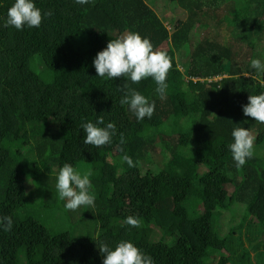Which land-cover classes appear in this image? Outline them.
Segmentation results:
<instances>
[{
  "label": "trees",
  "instance_id": "16d2710c",
  "mask_svg": "<svg viewBox=\"0 0 264 264\" xmlns=\"http://www.w3.org/2000/svg\"><path fill=\"white\" fill-rule=\"evenodd\" d=\"M149 1L34 0L40 26L16 30L3 26L12 0H0V216L13 221L0 264H102L99 243L120 240L154 264H264V123L241 108L264 92L249 66L264 61V0H169L168 27ZM128 31L155 51L168 43L163 97L150 77L96 76L95 54ZM133 89L154 103L150 118L120 104ZM97 117L116 135L85 145L81 123ZM234 127L255 137L241 167L227 148ZM65 162L91 170L94 208H63L54 185Z\"/></svg>",
  "mask_w": 264,
  "mask_h": 264
},
{
  "label": "clouds",
  "instance_id": "9594fccd",
  "mask_svg": "<svg viewBox=\"0 0 264 264\" xmlns=\"http://www.w3.org/2000/svg\"><path fill=\"white\" fill-rule=\"evenodd\" d=\"M78 5L88 3V0H73ZM50 11L43 12V17L51 15ZM42 21L41 9L35 6L34 0H12L7 8L3 26H11L16 30L22 28H38ZM96 76L107 79L126 77L133 83L143 78H151L155 82L154 92L163 97L166 93V75L170 68L168 56L161 51H155L147 36L138 32L128 31L115 39H110L106 46L99 50L92 59ZM249 66L257 73L264 74V61L252 58ZM121 105H127L128 110L137 121L145 117L150 118L154 111V103L136 90L126 91L120 99ZM242 114L251 117L255 122L264 123V92L249 94L247 103L241 105ZM103 125V126H101ZM84 133L83 144L99 147L112 142L116 135V127L112 122L104 124L102 118L97 117L95 123L86 121L81 123ZM232 142L227 145L236 167L245 164L246 159L253 156L255 137L245 127H234L231 131ZM119 142L125 143L123 133ZM121 161L129 167L133 166L132 159L124 154ZM91 170L81 172L72 164L63 163L55 175V189L58 197L63 201L65 210L75 211L78 207L94 208L95 193L90 181ZM138 219L129 215L124 218V224L138 226ZM10 216H0V230L7 232L12 228ZM96 244V243H95ZM97 246V244H96ZM102 257V264H154L152 257L138 249L131 241L120 240L114 246L103 242L97 246Z\"/></svg>",
  "mask_w": 264,
  "mask_h": 264
},
{
  "label": "rangeland",
  "instance_id": "374dc122",
  "mask_svg": "<svg viewBox=\"0 0 264 264\" xmlns=\"http://www.w3.org/2000/svg\"><path fill=\"white\" fill-rule=\"evenodd\" d=\"M150 6L155 10V12L159 15V17L164 21V23L167 25H169V21L174 19V15L169 11V0H151L149 1ZM242 7L238 8V10H240ZM199 30L200 26L196 27L192 33V36L194 38H198L199 37ZM168 49V43L165 41L163 43H161L160 47L158 50L156 51H161L164 52ZM180 59V58H179ZM181 60V59H180ZM236 209V208H235ZM241 210V209H240ZM237 209V211H240ZM238 212H234V215H236ZM230 214H228V212H224V216L221 217V221H219V233L222 235L223 233H225L227 231L229 224H226L228 219L230 218ZM249 254L251 255V252H249Z\"/></svg>",
  "mask_w": 264,
  "mask_h": 264
}]
</instances>
